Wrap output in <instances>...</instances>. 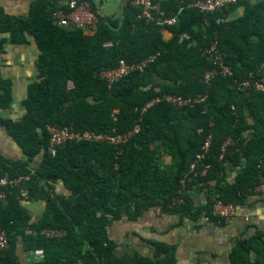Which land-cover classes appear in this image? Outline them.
Listing matches in <instances>:
<instances>
[{
	"label": "trees",
	"instance_id": "trees-1",
	"mask_svg": "<svg viewBox=\"0 0 264 264\" xmlns=\"http://www.w3.org/2000/svg\"><path fill=\"white\" fill-rule=\"evenodd\" d=\"M85 1L97 13L93 0ZM189 2L165 0L156 7L157 17L174 16L184 7L178 23L167 28L173 34L169 40L162 36L163 28L137 18L131 0L121 24L100 17L95 34L55 26L51 13L60 7L47 0L34 3L26 19L0 11V34H9L15 44L27 43V35L34 38L40 75L28 87L23 117H0V126L24 154L15 161L0 156V175L15 178L34 170L25 186L27 201L44 203L34 221L21 204L19 188L8 189L6 200H0V228L10 240L2 264H18L20 241L33 253L43 250V261L35 264H176L173 247L160 242H148L151 258L136 252L122 259L109 227L122 217L136 220L155 207L163 214L223 225L211 215L212 198L240 208L255 193L264 176V90L238 88L235 82L264 77V0H243L211 15L188 8ZM241 6L240 18L218 21ZM214 41L232 75H218L207 87L200 78L213 63L203 49ZM151 54L158 58L144 71L112 86L99 78L121 60L134 64ZM166 93L207 98L183 108L161 102L141 111ZM12 100V82L0 76V110L10 108ZM137 125L139 131L120 147L82 141L67 144L55 156L48 152V126L125 133ZM208 134L210 147L197 175H191L190 164ZM227 137L234 144L219 157ZM162 156L174 161L172 169L162 168ZM204 164L210 169L201 175ZM227 166L238 169L232 182L226 180ZM58 183L68 195L57 192ZM197 191L203 202L196 200ZM47 229L65 235L47 238L42 234ZM231 264H264V231L238 241Z\"/></svg>",
	"mask_w": 264,
	"mask_h": 264
},
{
	"label": "crops",
	"instance_id": "crops-1",
	"mask_svg": "<svg viewBox=\"0 0 264 264\" xmlns=\"http://www.w3.org/2000/svg\"><path fill=\"white\" fill-rule=\"evenodd\" d=\"M37 1L39 0H0V11L10 18L26 19ZM47 1L59 8L65 7L70 0ZM163 1L165 0H157L156 7L160 9ZM127 2L128 0H93V5L99 17L108 21H120L121 24ZM251 2L256 3L257 0ZM243 13L244 7L241 6L231 11L222 22L238 19ZM161 33L166 40L173 35L167 28H163ZM183 36L188 38V35ZM26 38L27 43L15 44L11 42L9 34H0V76L12 82L13 94L12 105L6 110H0V117L13 121L25 114L23 101L27 97L29 85L40 80L37 68L39 50L32 36L27 35ZM0 156L14 161L24 159L22 149L2 126ZM237 171L236 167L227 166L226 180L234 181ZM55 188L58 193L69 194L61 183L56 184ZM195 195L198 202H203L202 192L197 191ZM21 204L30 211L32 220H39L44 210L43 202L22 201ZM237 209V217L231 224L219 225L203 218L192 221L178 215L163 214L155 207L144 211L136 220L122 217L109 227V234L119 245L117 254L122 259L133 258L136 252L151 258L152 248L148 242H160L173 247L176 264H231V255L237 242L251 239L258 232L264 231V198L259 193L255 192ZM253 258L255 259V255ZM16 262L35 264L39 261L20 241L16 249Z\"/></svg>",
	"mask_w": 264,
	"mask_h": 264
},
{
	"label": "built area",
	"instance_id": "built-area-1",
	"mask_svg": "<svg viewBox=\"0 0 264 264\" xmlns=\"http://www.w3.org/2000/svg\"><path fill=\"white\" fill-rule=\"evenodd\" d=\"M243 0H192L187 7L195 9L204 15H211L216 12H222L229 6L236 4ZM156 0H131V4L138 10L137 18L143 20L145 23H155L161 28H168L176 25L179 20V15L183 12L182 7L178 13L171 17H157L155 15ZM51 20L55 26L60 28H68L74 30H82L84 32L95 34L98 30L100 17L92 10L89 2L85 0H70L65 7H60L51 13ZM224 18L218 19L223 21ZM217 41L212 42L209 46L203 49V55L206 59L213 63V67L205 70L201 75V82L207 87L211 86L213 80L218 75L228 76L232 75L231 67L225 63L224 53L221 52L217 46ZM158 54H151L144 58L143 61L134 64H128L121 60L120 66L112 70H105L100 72L99 78L107 81L112 86L122 78L137 71H144L148 64L155 61ZM238 88L249 89L254 87L257 90H264V77L254 83L251 80H241L235 82ZM207 98L206 94H197L195 96H183L173 93L161 94L160 96L148 102L142 109L146 112L154 104L167 103L178 108L191 106L195 103L204 101ZM234 109V107H233ZM139 131V126H135L132 130L125 133H95L93 131H76L72 126H65L62 128L55 126H48L49 144L48 152L55 156L57 152L64 148L67 144L79 143L82 141L92 143H107L117 147L127 143L129 139ZM201 131V129H199ZM212 134H208L204 144L202 145L201 152L198 153L189 167V174L196 176V170L203 162L205 154L211 144ZM234 144L231 137H227L221 147L219 157L223 155L227 148ZM210 169L209 164H204L201 169V175H205ZM35 171L31 170L27 174L11 178L8 173L0 175V200L5 201L7 197V190L11 188H19V197L21 201L29 199L28 189L25 187L35 176ZM190 177V175H189ZM188 180V176L186 177ZM254 192L259 193L264 198V176L261 177L258 185L255 186ZM237 208L234 205L226 204L220 199L212 198L211 215L219 220L223 225H229L237 217ZM207 221V219H204ZM42 234L47 238H60L65 235L61 230L47 229L43 230ZM10 240L8 233L0 228V264L2 258L5 256L9 249ZM34 257L37 261L41 262L44 259L43 250L39 249L34 252Z\"/></svg>",
	"mask_w": 264,
	"mask_h": 264
},
{
	"label": "rangeland",
	"instance_id": "rangeland-1",
	"mask_svg": "<svg viewBox=\"0 0 264 264\" xmlns=\"http://www.w3.org/2000/svg\"><path fill=\"white\" fill-rule=\"evenodd\" d=\"M161 150V149H160ZM162 152H164V150H161ZM160 151V152H161ZM163 157V156H162ZM161 165H162V168L164 170H170L172 169L171 167L174 166V161H172L171 159L167 158V157H163L161 159Z\"/></svg>",
	"mask_w": 264,
	"mask_h": 264
}]
</instances>
